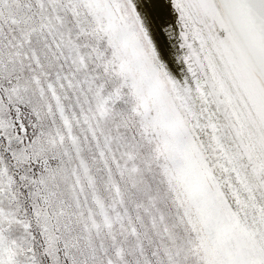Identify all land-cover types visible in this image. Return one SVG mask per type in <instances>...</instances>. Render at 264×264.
Instances as JSON below:
<instances>
[{
	"label": "snow or ice",
	"instance_id": "6c2138e0",
	"mask_svg": "<svg viewBox=\"0 0 264 264\" xmlns=\"http://www.w3.org/2000/svg\"><path fill=\"white\" fill-rule=\"evenodd\" d=\"M0 264H264V0H0Z\"/></svg>",
	"mask_w": 264,
	"mask_h": 264
}]
</instances>
